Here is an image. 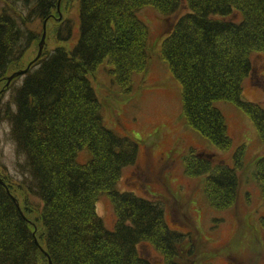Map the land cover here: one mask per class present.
Wrapping results in <instances>:
<instances>
[{"label": "trees", "instance_id": "trees-1", "mask_svg": "<svg viewBox=\"0 0 264 264\" xmlns=\"http://www.w3.org/2000/svg\"><path fill=\"white\" fill-rule=\"evenodd\" d=\"M23 1L28 13L20 20L0 13V83L36 38L33 20L51 18L64 0ZM147 5L176 17L161 54L181 84L188 125L229 150L233 140L215 103L230 101L248 113L264 141V104L242 95L253 55L264 53V0H78L77 42L54 49L37 68L32 64L15 93L16 110H6L27 158L29 177L22 183L42 203V231L38 237L24 211L35 207L25 202L23 210L0 182V264H155L139 250L145 241L157 247L164 264L197 263L191 232L168 224L160 200L118 189L122 168L138 159L139 144L105 125L90 77L107 59L113 81L132 89L133 74L146 71L150 58L149 27L139 14ZM73 36V19H59L57 40L66 43ZM83 148L91 157L81 163L77 154ZM203 156L191 149L185 171L205 174L211 203L226 207L238 193L236 166ZM256 175L264 197V155L256 161ZM102 194L114 206L111 229L97 210Z\"/></svg>", "mask_w": 264, "mask_h": 264}, {"label": "rangeland", "instance_id": "rangeland-1", "mask_svg": "<svg viewBox=\"0 0 264 264\" xmlns=\"http://www.w3.org/2000/svg\"><path fill=\"white\" fill-rule=\"evenodd\" d=\"M78 9V0H64L60 6L63 18L71 17L75 26L73 39L66 43L56 38L60 11H53V16L47 20L43 50L37 60L44 20L35 18L30 27L35 30L36 38L20 60L10 65L6 75L31 64L37 68L41 58L60 46L72 48L79 36ZM5 10L18 20L21 13H28L23 0H0V13ZM140 16L149 26L151 55L146 71L133 74L132 89L124 91L113 81L107 59L90 74L101 102L105 125L139 144L138 159L122 168L118 189L160 200L168 224L191 232L198 259L196 264L206 261L214 264H264V197L256 175V161L264 155V141L255 122L233 102L218 100L215 103L224 114L233 140L229 150L219 149L189 126L184 117L181 84L161 56L166 31L176 17L164 16L152 5L141 9ZM263 74L264 55H254V70L244 82L245 99L264 103ZM26 76L25 73L16 77L9 85L5 81L0 83V177L23 210L25 202L35 207L24 211L39 237L42 222L38 210L42 203L29 194L22 183L29 177L25 166L27 158L12 135L11 122L5 118L8 108L12 112L16 110L14 96ZM239 146H244L243 153L237 152ZM191 148L194 153H205L203 157L213 154L217 161L236 166L238 193L231 204L215 207L206 193V175L186 173L185 157ZM234 156L239 164L234 161ZM90 157L87 148L77 154L81 163ZM97 205L105 225L113 228L116 216L111 199L102 194ZM139 250L155 264H164L163 255L152 242L140 243Z\"/></svg>", "mask_w": 264, "mask_h": 264}, {"label": "water", "instance_id": "water-1", "mask_svg": "<svg viewBox=\"0 0 264 264\" xmlns=\"http://www.w3.org/2000/svg\"><path fill=\"white\" fill-rule=\"evenodd\" d=\"M45 35H46V20L44 21V32H43L42 40L40 42V49H39V53H38V56L37 57H39L40 54H41V52H42L43 44H44V40H45ZM28 67L26 69H21V70L15 71L10 76H8L7 77V84H9L11 82V80L14 79L15 77H17V76L25 73L28 70ZM0 182L4 183V181L2 180V178H0ZM50 264H53L51 260H50Z\"/></svg>", "mask_w": 264, "mask_h": 264}]
</instances>
